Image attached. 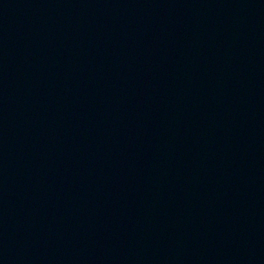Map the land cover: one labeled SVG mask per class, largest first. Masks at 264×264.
Segmentation results:
<instances>
[{
  "label": "water",
  "instance_id": "water-1",
  "mask_svg": "<svg viewBox=\"0 0 264 264\" xmlns=\"http://www.w3.org/2000/svg\"><path fill=\"white\" fill-rule=\"evenodd\" d=\"M264 30V0H0V94L139 71Z\"/></svg>",
  "mask_w": 264,
  "mask_h": 264
}]
</instances>
